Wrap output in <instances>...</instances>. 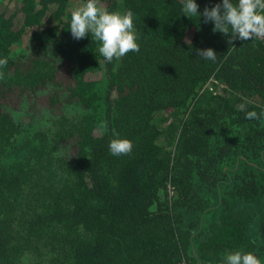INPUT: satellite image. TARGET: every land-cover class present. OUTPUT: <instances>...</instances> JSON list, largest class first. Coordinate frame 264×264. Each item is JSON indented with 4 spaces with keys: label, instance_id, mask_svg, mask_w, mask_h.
I'll return each mask as SVG.
<instances>
[{
    "label": "trees",
    "instance_id": "obj_1",
    "mask_svg": "<svg viewBox=\"0 0 264 264\" xmlns=\"http://www.w3.org/2000/svg\"><path fill=\"white\" fill-rule=\"evenodd\" d=\"M69 1L0 0V264H264V117L245 118L264 111V39L229 44L182 0H99L139 37L108 62L73 39ZM25 102L47 122L16 121Z\"/></svg>",
    "mask_w": 264,
    "mask_h": 264
},
{
    "label": "clouds",
    "instance_id": "obj_2",
    "mask_svg": "<svg viewBox=\"0 0 264 264\" xmlns=\"http://www.w3.org/2000/svg\"><path fill=\"white\" fill-rule=\"evenodd\" d=\"M182 12L185 16H196L203 22L214 24L213 32L229 36L228 43L235 40L249 41L264 39V0H222L212 7L205 6L199 11L196 0H182ZM70 32L75 40H80L91 34L92 39L100 43L99 53L106 61L119 60L129 52L139 53L138 34L134 29L133 14L127 12H109L100 5L99 0H87L81 6L71 11ZM190 43V41H189ZM197 56L204 60L216 62L218 54L212 48L197 49ZM8 58H0V69L6 67ZM4 78L0 71V79ZM241 111L246 110L245 104H240ZM264 117V111H246L245 118L259 120ZM102 129L107 128L101 124ZM133 142L127 138H115L109 142V151L114 156L130 155ZM222 264H261V260L253 252L235 251L227 253Z\"/></svg>",
    "mask_w": 264,
    "mask_h": 264
},
{
    "label": "rangeland",
    "instance_id": "obj_3",
    "mask_svg": "<svg viewBox=\"0 0 264 264\" xmlns=\"http://www.w3.org/2000/svg\"><path fill=\"white\" fill-rule=\"evenodd\" d=\"M87 0H70L69 1V5L71 8H76L78 6L83 5L84 3H86ZM22 42L20 43H15L12 48L14 50H18L21 48H26L27 46L30 45V39H29V35L28 33L24 34L23 36V40H21ZM28 102L23 103L20 107L17 108H10L11 109V113L12 116L14 117V119L18 122H21L23 125L25 126H40L42 122H47V118H48V113H46V109L42 107V111H40L41 113H39L37 111V108L35 110V107L31 108L28 107ZM45 110V111H44ZM66 111L69 114H75L79 111V108L77 106L74 105H67L66 106Z\"/></svg>",
    "mask_w": 264,
    "mask_h": 264
}]
</instances>
